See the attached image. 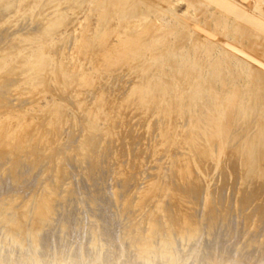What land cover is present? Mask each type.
<instances>
[{"label":"rangeland","instance_id":"1","mask_svg":"<svg viewBox=\"0 0 264 264\" xmlns=\"http://www.w3.org/2000/svg\"><path fill=\"white\" fill-rule=\"evenodd\" d=\"M0 198V262L264 264V0H0Z\"/></svg>","mask_w":264,"mask_h":264},{"label":"bare ground","instance_id":"2","mask_svg":"<svg viewBox=\"0 0 264 264\" xmlns=\"http://www.w3.org/2000/svg\"><path fill=\"white\" fill-rule=\"evenodd\" d=\"M223 63H224V62H223ZM0 199H1V198H0ZM46 203H47V202H46ZM50 203H51V202H50ZM106 207H107V206H106ZM108 213H109V212H108ZM61 214H62V213H61ZM63 215H64V214H63ZM112 219H113V218H112ZM4 220H5V219H4ZM107 220H108V219H107ZM110 220H111V219H110ZM115 222H116V221H115ZM230 222H231V221H230ZM218 224H219V223H218ZM226 224H227V223H226ZM233 225H234V224H233ZM103 226H104V225H103ZM219 226H220V225H219ZM4 227H5V226H4ZM57 227H58V226H57ZM100 227H101V226H100ZM37 228H38V227H37ZM60 228H61V227H60ZM113 228H114V227H113ZM41 229H42V228H41ZM100 229H101V228H100ZM100 229H99V230H100ZM49 230H50V229H49ZM52 230H53V228H52ZM52 230H51V231H52ZM58 230H59V229H58ZM1 231H2V229H1ZM104 231H105V230H104ZM104 231H103V232H104ZM106 231H107V230H106ZM48 232L50 233V231H48ZM44 233H45V234H42V233H41L42 236H43V235H46L47 231L44 232ZM69 233H70V232H69ZM94 233H95V232H94ZM106 233H107V232H106ZM106 233H105V234H106ZM109 234H113L112 231H111ZM109 234H107V235H109ZM1 235H2V234H1ZM48 235H49V234H48ZM48 235H46L44 239H47L46 237H47ZM69 235H72V234H69ZM78 235H79V234H78ZM93 235H94V234H93ZM96 235H97V234H96ZM193 235H194V234H193ZM23 236H24V235H23ZM99 236H100V235H99ZM136 236H137V237L132 238L131 241H132V244H133V245L136 244V246H137V245H138V241L140 242V239H139L140 236H138V235H136ZM0 237H1V236H0ZM39 237H40V236H39ZM61 237H62V236H61ZM89 237H90V236H89ZM97 237H98V235H97ZM41 238H42V237H41ZM50 238H51V237H50ZM101 238H102V237H101ZM107 238H108V237H107ZM30 239H31V238H30ZM42 239H43V238H42ZM42 239H41V240H42ZM63 239H64V238H63ZM104 239H105V238H104ZM108 239H111V238H108ZM253 239H255V238H253ZM253 239H252V240H253ZM0 240H1V239H0ZM31 241H32V240H31ZM104 241H105V240H104ZM108 241H109V240H108ZM108 241H107V242H108ZM179 241H181V240H179ZM20 242H21V241H20ZM78 242H79V241H78ZM105 242H106V241H105ZM193 242H194V241H193ZM37 243H38V242H37ZM96 243H97V242H96ZM173 243H174V242H173ZM178 243H179V242H178ZM185 243H186V242H185ZM185 243H184V244H185ZM9 244H10V243H9ZM29 244H30V243H29ZM56 244H57V243H56ZM129 244H130V243H129ZM132 244H131V245H132ZM182 244H183V243H182ZM184 244H183V245H184ZM12 245H13V244H12ZM14 245H16V244H14ZM41 245H42V244H41ZM41 245H40V246H41ZM133 245H132V246H133ZM186 245H187V244H186ZM198 245H199V244H198ZM40 246H37L38 249L40 248ZM90 246H92V245L90 244ZM105 246H106V245H105ZM136 246H134L135 249H134V248H133V249H134V250L137 249V252H138V254H140V255H137L135 251H134V252L132 251V252H133V255L135 256V258L133 257V258H134V259H133V262H137V261H138V258H136V255H137V257H140V256L142 255V253L145 254V252H142V251L138 250V248H137ZM7 247H8V246H6V249H7ZM26 247H27V246H26ZM46 247H48V246L46 245ZM178 247H179V246H178ZM197 247H198V246H197ZM1 248H2V247H1ZM8 248H9V250L11 251L10 246H9ZM14 248H15V246H14ZM14 248H13V250H14ZM41 248L43 249V248H45V247H44V246H41ZM41 248H40V249H41ZM97 248H98V247H97ZM131 248H132V247H131ZM45 249H46V248H45ZM45 249H43V250H45ZM47 249H48V248H47ZM85 249H86V248H85ZM250 249H251V248H250ZM250 249H249V250H250ZM257 249L260 250V248H257ZM24 250H25V248H24ZM186 250H187V249H186ZM205 250H206V249H205ZM254 250H256V249H254ZM5 252H6V251H5ZM7 252H8V251H7ZM16 252H17V251H16ZM106 252H107V251H106ZM166 252H167V251H166ZM185 252H186V251H185ZM212 252H213V251H212ZM245 252H246V249H245ZM210 253H211L210 251H209V253L207 252V254H210ZM26 254H27V253H26ZM214 254H215V253H214ZM216 254H217V252H216ZM221 254H222V253H221ZM19 255H20V254H19ZM133 255H132V256H133ZM210 255H211V254H210ZM212 255H213V253H212ZM217 255H218V254H217ZM249 255H250V254H249ZM74 256H75V255H74ZM143 256H144V255H142L141 257H143ZM220 256H221V255H220ZM17 257H18V256H17ZM26 257H27V256H26ZM213 257H214V255H213ZM213 257L211 256L212 259H213ZM247 257H248V256H247ZM89 258H90V257H89ZM148 258H149V257H148ZM211 258H210V259H211ZM217 258H219V257H217ZM26 259H27V258H26ZM203 259H204V261H202L203 264H208V263H207V260H209V256H208V255L203 256ZM205 259H206V260H205ZM212 259L210 260V263H212ZM7 260H8V256H7V257L5 256V257L3 258V260H2V262H0V264H17V263H8V262H5V261H7ZM17 260H18V259H17ZM139 261H141V260L139 259ZM143 261H144V260H143ZM143 261H142V262H143ZM152 261H153V260H152ZM217 261H218V260H217ZM145 262H146V261H145ZM158 262H159V261H158ZM208 262H209V261H208ZM139 263H141V262H139ZM210 263H209V264H210ZM65 264H66V263H65ZM75 264H76V263H75ZM78 264H79V263H78ZM107 264H108V263H107ZM109 264H110V262H109ZM130 264H132V263H130ZM141 264H142V263H141ZM144 264H147V262L144 263ZM150 264H151V263H150ZM216 264H217V263H216ZM219 264H220V262H219Z\"/></svg>","mask_w":264,"mask_h":264}]
</instances>
